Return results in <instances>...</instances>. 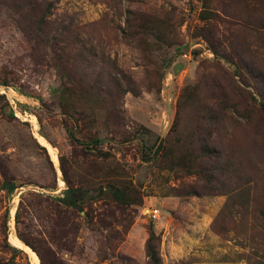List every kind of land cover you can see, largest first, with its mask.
Segmentation results:
<instances>
[{
  "label": "rangeland",
  "instance_id": "374dc122",
  "mask_svg": "<svg viewBox=\"0 0 264 264\" xmlns=\"http://www.w3.org/2000/svg\"><path fill=\"white\" fill-rule=\"evenodd\" d=\"M47 1L48 41L20 25L46 0H0V264H42L19 233L44 264H153L151 228L161 264H264V0H213L206 20L201 0ZM208 144L219 154L190 175L181 159ZM106 184L140 205L100 197Z\"/></svg>",
  "mask_w": 264,
  "mask_h": 264
},
{
  "label": "trees",
  "instance_id": "16d2710c",
  "mask_svg": "<svg viewBox=\"0 0 264 264\" xmlns=\"http://www.w3.org/2000/svg\"><path fill=\"white\" fill-rule=\"evenodd\" d=\"M203 2V12H202V16L201 18L203 20H206L209 18V15L211 14V10L213 8L210 7L211 2L213 3V0H201ZM48 4V8L46 9L48 12L43 15L40 18H35L33 21L32 20H27L26 23L32 30L31 32L28 31V29H26V24H24L22 21L20 22L21 28L23 31H25V33H27V35L29 36V38L34 39V40H40L41 38H43L44 40L48 41V37H49V32L47 31V25L49 24L46 17L48 15V13H50L51 8L54 6V1L53 2H48L46 0V2ZM30 9L33 8L32 5ZM26 20V19H25ZM130 23L131 20L128 21V26L130 27ZM145 27H147V25H145ZM70 26L69 27H65L63 28L62 33L66 34L65 32H69L70 30ZM65 31V32H64ZM124 33L126 32L125 30L123 31ZM205 39H207V41L209 42V38L208 36H204L202 35ZM90 52H93V56H96V48L94 45H92L89 49ZM217 55H219V51L214 48L213 49ZM251 74L253 75V72L251 71ZM256 76L255 78H259L258 75H254ZM125 79L128 80V77H125ZM113 81L116 82V84H118L120 91L122 92V94H127V93H134L137 94L136 92H134V89L131 88L130 86H125L123 88V85L121 83V81L115 77L112 78ZM127 83V82H126ZM7 86V85H6ZM66 90L62 89L61 90V95L62 96H73V97H77L79 94L76 92V90L74 89V87L72 88H65ZM187 90V95L186 98L184 99L185 101H187L188 104L193 103V100L191 99V95L190 92H188L189 88L185 89V91ZM95 95L100 99V94H104L107 93V87L105 86V84H103V79L98 77L95 80V83L89 87H87L86 89V94ZM184 95V94H183ZM2 96H0L1 98ZM93 103V102H92ZM182 105V104H181ZM61 107V110L65 113L68 114L65 110L66 106H64V104ZM180 107V104H179ZM74 112H77L79 115H81V117H83L84 120L85 116H84V112L80 111L76 108L73 109ZM178 114L176 116L175 119V123H174V128L173 131L178 129ZM107 141V139H102L99 137H94L91 139V143L92 145H94L93 147L98 148L100 145H102L103 142ZM169 144H165V145H160L159 148L163 149V154L167 153L169 151ZM160 150L156 151L157 153ZM156 153V154H157ZM219 152L218 150L211 146L210 144L208 145H203L201 150H200V155L196 154L195 152H189L186 154V156L184 158L181 159V162L184 163L185 165H188L187 168H192V171L190 172V175L195 174V172H193V169H197L195 165H192L190 162H196L200 159V161L204 158V157H209L212 158L216 155H218ZM101 157L106 161L109 157V154L107 153H101L100 154ZM166 155V154H165ZM200 157V158H199ZM111 188H108V185L106 184L105 186H100L99 187V196L102 197L103 195H109L112 197V199L118 203L121 206H132V205H140L141 203V194L139 191L136 190V188H134L133 186H122L120 184H113V185H109ZM17 186L15 183L12 182H6L4 183V185L2 186L3 190H6L9 194L14 193V191L16 190ZM76 193H80V190L78 189H73V188H69L68 191L66 192V197L61 200L65 205L67 206H71V207H77L79 204V200L76 199ZM196 195V194H195ZM264 216V215H263ZM6 217H8V215L6 214ZM5 229L7 230V221L5 222ZM18 238L27 246H29L33 251H35L38 255V257L40 258L42 264L43 263V257L40 253V251L37 250V248L30 242L29 239H27L25 236H23L22 234H18ZM158 241L159 238L156 234V232L154 231L153 228L150 229V237L147 241V245H146V251H147V256L150 258L151 262L153 264H161V259L159 257V253L157 251V245H158ZM14 245V244H13ZM15 246V245H14ZM16 247V246H15ZM12 250L14 251L15 254H20L22 253V251L18 248H12ZM28 264H30V261L28 262Z\"/></svg>",
  "mask_w": 264,
  "mask_h": 264
},
{
  "label": "built area",
  "instance_id": "2783aa9c",
  "mask_svg": "<svg viewBox=\"0 0 264 264\" xmlns=\"http://www.w3.org/2000/svg\"><path fill=\"white\" fill-rule=\"evenodd\" d=\"M199 46L201 47V49H203L202 48L203 47L202 45H199ZM171 79H172L171 75L165 78V82H164V87H165L164 90L165 91H166V88L170 85L169 82H170ZM151 213L156 218L159 216V211L158 210H152Z\"/></svg>",
  "mask_w": 264,
  "mask_h": 264
},
{
  "label": "water",
  "instance_id": "95a60500",
  "mask_svg": "<svg viewBox=\"0 0 264 264\" xmlns=\"http://www.w3.org/2000/svg\"><path fill=\"white\" fill-rule=\"evenodd\" d=\"M183 68H184V65L182 63H180L177 66H175V69H174L175 74L177 75L181 70H183ZM27 247H29V246H27Z\"/></svg>",
  "mask_w": 264,
  "mask_h": 264
}]
</instances>
